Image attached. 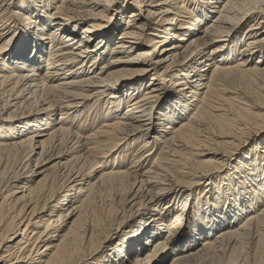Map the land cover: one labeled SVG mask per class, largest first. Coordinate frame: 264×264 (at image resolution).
Wrapping results in <instances>:
<instances>
[{
    "label": "bare ground",
    "instance_id": "6f19581e",
    "mask_svg": "<svg viewBox=\"0 0 264 264\" xmlns=\"http://www.w3.org/2000/svg\"><path fill=\"white\" fill-rule=\"evenodd\" d=\"M263 74L264 0H0V264H264Z\"/></svg>",
    "mask_w": 264,
    "mask_h": 264
},
{
    "label": "rangeland",
    "instance_id": "374dc122",
    "mask_svg": "<svg viewBox=\"0 0 264 264\" xmlns=\"http://www.w3.org/2000/svg\"><path fill=\"white\" fill-rule=\"evenodd\" d=\"M117 1V8L119 7L120 3L123 1V0H116ZM131 7L133 8H136V6H134V4H131ZM25 27L27 26L26 24L24 25ZM114 26V24L112 25ZM22 27V26H21ZM24 29V27H23ZM259 78V77H258ZM256 78L255 81H252V80H242L239 84V82L237 83L239 86V88H241V94L244 96H246L248 99H259L261 98V100H264V74L263 76H261L259 79ZM245 93V94H244ZM247 93V94H246ZM251 97V98H250ZM98 125L94 126L96 127V129L94 130L95 132L101 127L102 125V121H99V120H96ZM92 133V132H90ZM142 141H140L134 148L133 151L130 152V154H125L124 156H122L120 162H124L125 163V166H127V168L130 166V161L132 160V158H136L134 157L133 155L136 153V151L140 150L139 153H142L143 151L141 150L142 149ZM253 144V142L251 143V145ZM250 145V146H251ZM246 150V149H245ZM245 150L241 151V153H243ZM221 151H223L221 149ZM240 153V154H241ZM238 157V156H237ZM235 156H233L232 154H230V158L229 157H226L223 161V165L220 166L221 164L217 165L215 164L214 166H220V170H223V171H227V169L231 166V165H234L235 162H233V159L234 158H237ZM148 163V161L145 163V165ZM94 164H91V166H93ZM90 167V165H89ZM142 167V166H141ZM140 169V168H139ZM145 171V170H144ZM211 171H215V168H211ZM197 175H200V173H197ZM210 176V179L212 177H214L212 180H210V188L211 187V184L213 183L214 180H216V182L219 180L218 179V174L216 175H211V173H206V172H202L201 171V176H204L203 180H201L200 182H197V180H195V183L193 185H191L189 187V191L186 192V196L188 198H190V201L192 200H197L200 195H201V198L204 197L203 195L206 194V190H205V184L207 183V180L205 179V176ZM187 180V179H186ZM190 180V179H189ZM215 182V183H216ZM102 195L104 196H107L109 195L110 193L109 192H106L105 190H103L102 192ZM100 200V199H99Z\"/></svg>",
    "mask_w": 264,
    "mask_h": 264
}]
</instances>
